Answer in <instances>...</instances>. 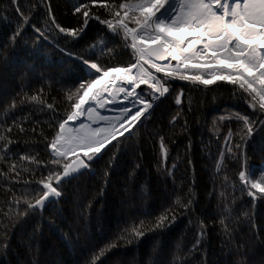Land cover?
Returning a JSON list of instances; mask_svg holds the SVG:
<instances>
[{
  "label": "trees",
  "instance_id": "1",
  "mask_svg": "<svg viewBox=\"0 0 264 264\" xmlns=\"http://www.w3.org/2000/svg\"><path fill=\"white\" fill-rule=\"evenodd\" d=\"M128 2L0 0V135L7 137L0 141V264H264V193L254 189L257 200L250 198V184L239 179L241 171L255 173L250 180L264 176V111L226 81L169 78V93L150 115L64 182L54 203H24L42 194L39 181L63 171L47 145L75 110L78 96H68L108 67L135 63L131 35L113 34L95 19H113L101 4L123 16L118 5ZM80 3L89 5L87 26L77 38L60 33L56 24L83 25V9L74 11ZM138 15L125 19L129 29ZM84 60L101 71L93 76ZM237 113L248 116L250 135ZM165 213V226L148 231ZM141 222L142 238L126 231Z\"/></svg>",
  "mask_w": 264,
  "mask_h": 264
},
{
  "label": "snow or ice",
  "instance_id": "2",
  "mask_svg": "<svg viewBox=\"0 0 264 264\" xmlns=\"http://www.w3.org/2000/svg\"><path fill=\"white\" fill-rule=\"evenodd\" d=\"M92 3H97V0H92ZM101 6L106 8L113 19L101 20L99 16H96L95 19L105 24L113 34L119 35V30L122 29L125 39L131 35L130 47L137 56V63L128 67H108L103 71L102 76H96V73L101 71L97 62L83 61L96 78L86 84L81 83L77 92L68 96L69 100L78 96L77 102L73 105L75 110L71 111L63 122L59 123L55 137L47 145L52 149V156L55 157L51 163L57 166L63 164L62 174L50 172L45 180L38 182L43 186L42 189H38L42 194L35 199L34 203L27 199L24 200L29 209L43 208L54 203V198L62 195L60 186L64 182L80 170L88 169L90 167L88 162L99 156L107 145L118 141V137H124L126 133L131 135L136 125L142 123V118L146 119L150 115V110L154 107L155 102L169 93L170 87L166 86L169 78L204 86L215 85L217 81H226L231 85L238 86L242 96L247 94L244 98L250 107L256 109L258 106L259 110L264 111V0H136L135 3L129 0L128 3L118 5L119 9L124 10L123 16L112 5L101 4ZM74 11L75 13L82 12L84 20L80 28L68 29L59 24H56V27L60 33L77 38L89 22V5L80 3ZM130 12L139 13L138 16L133 17L139 31L129 29L125 23ZM49 15H51L50 9ZM52 22L55 23L54 18ZM35 31L39 32L40 30L35 29ZM19 34L17 31L10 37V40H14ZM189 37L196 38L189 40ZM148 40L153 41L156 46H140L147 45ZM197 45L202 47L197 48ZM109 53L111 54V50ZM169 57L177 61L175 67H172L170 63L152 64L157 72H165L164 80L152 77L142 68L135 75L131 74L133 69L138 67L139 61L148 63L152 58L164 61ZM193 60L196 62L193 63ZM193 70H195V74H189ZM112 73L117 74L111 81L112 83H115L116 79L122 78L131 86L130 91L124 87L118 89L119 92L125 93L124 98L131 108L127 105L120 107L118 115L113 118L97 114L98 120L105 122L104 127L92 128L91 124L83 122L79 124L78 128L67 127L69 121L77 120L84 113V105L88 103L92 89L100 85L104 78L109 77ZM205 75L208 76L207 79L204 78ZM140 84H147L151 91L147 94L143 90L137 92L136 89ZM81 90L83 94L79 95ZM103 91H109V89L105 87L101 92H97L92 96V100L96 101ZM130 97L132 99H129ZM31 99L38 100L39 98L33 96ZM176 103H181L179 95ZM49 107L52 106L49 105ZM132 108L135 111H132ZM86 111L89 114V119L93 120L94 109L89 106ZM236 119L244 122V128L250 135L252 125L248 116L237 113ZM175 121L176 117L174 116L172 123ZM93 122L96 121L93 120ZM20 131H24V129L21 128ZM230 136L231 133H229ZM6 139L7 137L0 135V141ZM8 143L12 142L8 141ZM161 149L164 150L163 138H161ZM2 150L6 152L8 145H3ZM81 152L88 162L81 158ZM69 157H74V159L69 163H64ZM3 159L4 157L0 156V160ZM20 160L37 162L34 156H21ZM16 168L17 165L13 164L9 171H16ZM27 170V168L24 169V171ZM16 175L19 176L20 173L17 171ZM252 175L255 173L249 171L246 175L241 171L239 179L250 184L251 189L264 193V176L259 180H249L248 177ZM53 179L56 181L55 186L51 182ZM25 183L28 182L25 181ZM248 195L254 196V193L249 191ZM176 203H180L179 199ZM168 219L167 213L162 214L148 231L163 228ZM220 223L223 225L224 220H221ZM142 227L143 222L140 226L126 231H130V234L137 238H142L146 234L141 230ZM114 246L109 245V247ZM93 264H95V259Z\"/></svg>",
  "mask_w": 264,
  "mask_h": 264
},
{
  "label": "bare ground",
  "instance_id": "3",
  "mask_svg": "<svg viewBox=\"0 0 264 264\" xmlns=\"http://www.w3.org/2000/svg\"><path fill=\"white\" fill-rule=\"evenodd\" d=\"M112 77H105L104 81L99 85L98 88L92 89L91 94H89L88 97V103L85 104L84 106V113L77 118V121L85 119L88 124H91L92 128H96L99 126L100 122L98 120V116H106V117H112L114 115H118V110L119 108H115V106L119 105H127L128 107L131 106L128 104V101L125 100V93L124 92H119L118 89L120 87L126 88L128 91L131 90V86L128 85V82L121 79H116L115 83H112L111 81L117 76L116 73L111 74ZM107 87L109 91H103L101 93V96L97 98L96 101L92 100V96L95 95L97 92H101L102 89ZM137 91V89H136ZM138 92V91H137ZM110 95L111 97H116V99L109 98L107 95ZM129 99H132L131 97ZM91 106L94 109V112L92 113L93 120L96 122H93V120L89 119V114L87 113L86 109ZM84 122V121H83ZM104 125H100L99 127H104Z\"/></svg>",
  "mask_w": 264,
  "mask_h": 264
},
{
  "label": "rangeland",
  "instance_id": "4",
  "mask_svg": "<svg viewBox=\"0 0 264 264\" xmlns=\"http://www.w3.org/2000/svg\"><path fill=\"white\" fill-rule=\"evenodd\" d=\"M134 29H137V31H139V29H138V26H136ZM196 37H189L188 39L189 40H193V39H195ZM132 39V38H131ZM151 42H153V41H151V40H148L147 41V44H149V43H151ZM140 46H146V45H140ZM200 47H202L201 45H197V48H200ZM169 60H171V57H170V59ZM193 63H195L196 61L195 60H193L192 61ZM135 63H137V58H136V61H135ZM153 63H157V64H168V63H170V61H167V62H163V63H160V62H156V61H154L153 59L151 60V62H148V63H146V62H144V61H139L138 62V67L136 68V69H133V71H132V75H135L141 68L146 72V73H148V74H150L152 77H155L156 79H160L161 80V78H160V76H159V74L157 73V71H156V69L154 68V67H152V64ZM176 63H177V61H175L173 64H171L172 65V67H175L176 66ZM130 66V65H129ZM121 67H126V66H121ZM128 67V66H127ZM181 70H183V69H181ZM159 73H163V74H165V72H159ZM189 74H195V70H193V72L192 73H189ZM103 75V73L102 74H100L99 76H102ZM110 77H112V75H110ZM204 78L205 79H207L208 78V76L207 75H205L204 76ZM166 86H168V85H166ZM99 87V85H97L95 88H93V89H96V88H98ZM144 91L146 94L148 93V92H150L151 90L148 88V86H143V85H139V87L137 88V91L138 92H140V91ZM106 92V91H105ZM91 94V93H90ZM109 96V98H111V100L112 99H116V97H111L109 94L107 95V97ZM158 101V100H157ZM156 101V102H157ZM155 102V103H156ZM85 106V105H84ZM123 105H117V106H115V108H120V107H122ZM130 108H131V106H129ZM140 107H143V105H140ZM132 111H135V109L134 108H132ZM115 116H117V115H114V116H112V117H110V118H113V117H115ZM84 121V122H83ZM81 122H83L84 124H88V122L85 120V119H82V120H79V121H77V120H75V121H69L68 122V125H67V127H79V124L81 123ZM105 124V122H103V121H101L100 122V124H99V126L101 125H104ZM81 156H83V153L81 152V154H80ZM74 159V158H73ZM246 175H247V173H245ZM248 179H249V177H248ZM250 180V179H249ZM250 190L253 192L254 191V189H251L250 188ZM256 190V189H255ZM258 191V190H257Z\"/></svg>",
  "mask_w": 264,
  "mask_h": 264
},
{
  "label": "water",
  "instance_id": "5",
  "mask_svg": "<svg viewBox=\"0 0 264 264\" xmlns=\"http://www.w3.org/2000/svg\"><path fill=\"white\" fill-rule=\"evenodd\" d=\"M146 46H156V44L154 43V42H151V43H149V44H147ZM154 61H156V62H160V63H163V62H167V61H170V63L171 64H173L174 62H175V60H169L170 59V57L167 59V60H164V61H157V60H155V58H152ZM104 151V149L102 150V152ZM101 152V153H102ZM100 153V154H101ZM99 154V155H100ZM81 158H83V159H85L86 160V158H84L83 156H81ZM71 162V161H70ZM86 162H87V160H86ZM89 169V168H88ZM88 169H82V170H80V172H78V173H76V174H74L71 178H69V179H72V178H74V177H76V176H78L79 174H81L82 172H84V171H87ZM61 174H62V172H61ZM245 184H246V182H244ZM56 185V181L54 182V184H53V186H55ZM250 198H252V199H254V200H257V196L254 194V196H249ZM59 197H56V198H54V200H57ZM44 208V207H43Z\"/></svg>",
  "mask_w": 264,
  "mask_h": 264
}]
</instances>
